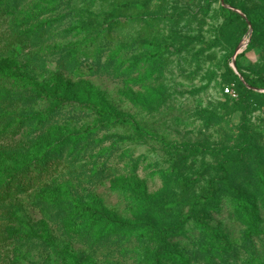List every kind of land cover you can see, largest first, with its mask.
<instances>
[{
	"label": "rangeland",
	"instance_id": "rangeland-1",
	"mask_svg": "<svg viewBox=\"0 0 264 264\" xmlns=\"http://www.w3.org/2000/svg\"><path fill=\"white\" fill-rule=\"evenodd\" d=\"M222 1L0 0V264H264V0Z\"/></svg>",
	"mask_w": 264,
	"mask_h": 264
},
{
	"label": "trees",
	"instance_id": "trees-1",
	"mask_svg": "<svg viewBox=\"0 0 264 264\" xmlns=\"http://www.w3.org/2000/svg\"><path fill=\"white\" fill-rule=\"evenodd\" d=\"M227 3H228V1H227V0H224V4H227ZM232 14H233V15H236L237 17H239V15H237L236 13H233V12H232ZM252 22H253V24H255L254 22H256V20L254 19V17L252 18ZM4 78H5V76H0V81L3 80ZM243 78H244V80H245L246 83L251 84V86L254 85L253 83H251L252 80H250V79H249L248 77H246L245 75H243ZM251 89H253V87H251ZM3 188H4V187H2V190H3Z\"/></svg>",
	"mask_w": 264,
	"mask_h": 264
},
{
	"label": "built area",
	"instance_id": "built-area-1",
	"mask_svg": "<svg viewBox=\"0 0 264 264\" xmlns=\"http://www.w3.org/2000/svg\"><path fill=\"white\" fill-rule=\"evenodd\" d=\"M225 92L227 93V94H230L231 96H233V97H236L237 95L234 93V91H231L229 88H227L226 90H225Z\"/></svg>",
	"mask_w": 264,
	"mask_h": 264
},
{
	"label": "water",
	"instance_id": "water-1",
	"mask_svg": "<svg viewBox=\"0 0 264 264\" xmlns=\"http://www.w3.org/2000/svg\"><path fill=\"white\" fill-rule=\"evenodd\" d=\"M222 3L224 4V1H222Z\"/></svg>",
	"mask_w": 264,
	"mask_h": 264
}]
</instances>
